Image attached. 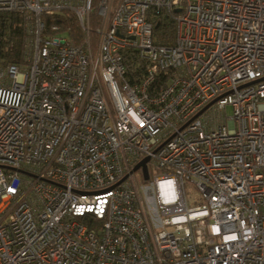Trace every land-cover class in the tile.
<instances>
[{"label": "built area", "instance_id": "1", "mask_svg": "<svg viewBox=\"0 0 264 264\" xmlns=\"http://www.w3.org/2000/svg\"><path fill=\"white\" fill-rule=\"evenodd\" d=\"M3 16L25 36L0 60V264H264V0ZM71 18L80 40L53 22Z\"/></svg>", "mask_w": 264, "mask_h": 264}, {"label": "trees", "instance_id": "2", "mask_svg": "<svg viewBox=\"0 0 264 264\" xmlns=\"http://www.w3.org/2000/svg\"><path fill=\"white\" fill-rule=\"evenodd\" d=\"M1 19L0 33H2V36H6L7 40L6 38H3L5 42L0 47V60L3 59L5 62H19L25 36L21 27V21L15 16H3ZM53 22L60 24L62 26V31L69 30L70 36L77 37L78 40H80V29L74 18L69 19V22H64L63 20H56ZM155 32L159 43L174 44L176 35L173 25L168 24L164 26L160 24ZM10 41L15 43L13 51L6 49V45Z\"/></svg>", "mask_w": 264, "mask_h": 264}, {"label": "rangeland", "instance_id": "3", "mask_svg": "<svg viewBox=\"0 0 264 264\" xmlns=\"http://www.w3.org/2000/svg\"><path fill=\"white\" fill-rule=\"evenodd\" d=\"M226 116H227V117H232V116H233V110H232V108H231L230 106L227 107V109H226ZM138 176H139V175H138ZM189 197H190L192 200L197 199V200L200 201V197H199V195L196 194V193H190V194H189Z\"/></svg>", "mask_w": 264, "mask_h": 264}, {"label": "water", "instance_id": "4", "mask_svg": "<svg viewBox=\"0 0 264 264\" xmlns=\"http://www.w3.org/2000/svg\"><path fill=\"white\" fill-rule=\"evenodd\" d=\"M254 84V83H253ZM212 104H214V102L213 103H211L207 108H209ZM206 108V109H207ZM205 109V110H206ZM204 110V111H205ZM203 111V112H204ZM203 112H201V114L203 113ZM200 115V114H199ZM148 161H149V159H146V160H144L142 163H140L136 168H135V171H137L138 169H140L141 167L144 169V171H145V173H146V178L148 179V176H147V168H146V165H147V163H148Z\"/></svg>", "mask_w": 264, "mask_h": 264}]
</instances>
